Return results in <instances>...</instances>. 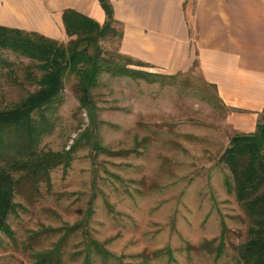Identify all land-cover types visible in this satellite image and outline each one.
I'll return each instance as SVG.
<instances>
[{
  "label": "rangeland",
  "instance_id": "374dc122",
  "mask_svg": "<svg viewBox=\"0 0 264 264\" xmlns=\"http://www.w3.org/2000/svg\"><path fill=\"white\" fill-rule=\"evenodd\" d=\"M100 46L115 53L118 38ZM0 60L14 65L13 79L0 69L4 109L37 87L25 80L29 60L7 50ZM157 75L150 81L99 77L92 97L103 153L82 137L89 118L79 109L74 79H65L39 149L67 151L77 140L79 147L67 171L51 172L49 189L16 196L20 207L8 220L13 239L0 235V264H36L35 254L57 245L62 264H83L87 246L89 264H239L248 221L220 162L234 136L229 111L197 65ZM91 242L110 258L95 254Z\"/></svg>",
  "mask_w": 264,
  "mask_h": 264
},
{
  "label": "trees",
  "instance_id": "16d2710c",
  "mask_svg": "<svg viewBox=\"0 0 264 264\" xmlns=\"http://www.w3.org/2000/svg\"><path fill=\"white\" fill-rule=\"evenodd\" d=\"M98 1L106 15L103 25L74 11L63 13L66 44L36 33L0 27V50L29 60L31 69L26 71L25 80L37 87L11 107L0 109V235L7 238L13 239L8 220L20 207L14 201L16 196L34 198L41 186L49 189L51 172L58 168L67 171L72 154L79 147L77 140L67 151L39 149L50 126L46 114L63 92L65 79H74L73 91L79 109L89 118L90 124L82 137L88 139L87 144L92 140L94 151L103 153L97 139L98 121L92 97L99 77L107 74L113 78L150 81L157 75L144 71V65L121 56L118 51L112 54L103 51L100 42L119 38L120 34L115 29L110 5L106 0ZM13 66L0 60V69L7 70L12 79ZM263 151L264 118L254 133L234 135L220 158L230 175L227 187L248 221V238L237 248L239 264H264ZM90 244L95 254L110 258L99 244ZM60 250L57 245L52 251L37 253L33 258L36 264H62ZM90 252L87 246L83 264L91 262Z\"/></svg>",
  "mask_w": 264,
  "mask_h": 264
},
{
  "label": "crops",
  "instance_id": "0c3cea01",
  "mask_svg": "<svg viewBox=\"0 0 264 264\" xmlns=\"http://www.w3.org/2000/svg\"><path fill=\"white\" fill-rule=\"evenodd\" d=\"M106 1L121 56L169 77L197 65L234 135L255 132L264 118V0ZM68 10L106 21L98 0H0V27L62 42Z\"/></svg>",
  "mask_w": 264,
  "mask_h": 264
}]
</instances>
